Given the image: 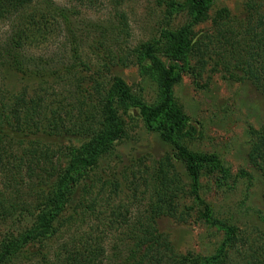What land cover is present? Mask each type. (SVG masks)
<instances>
[{
  "label": "rangeland",
  "instance_id": "374dc122",
  "mask_svg": "<svg viewBox=\"0 0 264 264\" xmlns=\"http://www.w3.org/2000/svg\"><path fill=\"white\" fill-rule=\"evenodd\" d=\"M174 1L184 0L32 4L27 16L46 7L48 20L42 35L17 51L26 72L1 66L0 57V97H6L0 244L8 233L33 227L34 209L50 191L41 180L54 173L50 160L62 157L63 169L95 136L115 77L147 105L157 104L158 83L143 75L139 50L159 41L163 30L188 24L185 12L169 18L166 6ZM212 1L207 20L193 29V48L180 63L174 88L175 103L194 133L179 143L221 162L222 169L200 164L198 191L213 219L235 230L216 264H264V75L252 77L250 65L256 64L245 59L249 45L264 46V0ZM12 26L0 25V53L10 45ZM157 56L169 64L164 47ZM119 118L123 138L76 186L56 231L28 246L16 264H67L69 252L83 244L99 249L98 264H122L142 235L143 241L154 235L157 254L175 260L210 259L224 248L228 233L204 217L179 152L146 128L138 110L119 109ZM15 208L25 211L18 225L12 224Z\"/></svg>",
  "mask_w": 264,
  "mask_h": 264
},
{
  "label": "trees",
  "instance_id": "16d2710c",
  "mask_svg": "<svg viewBox=\"0 0 264 264\" xmlns=\"http://www.w3.org/2000/svg\"><path fill=\"white\" fill-rule=\"evenodd\" d=\"M73 1L82 5L94 3V0ZM113 1L117 6L119 0ZM34 2L35 0H0V25L13 24L9 40L10 45L0 53L1 66H6L12 71L26 72L25 65L17 51L23 48L24 42L34 41L37 36H41L44 24L48 20L45 13L46 7L43 10L33 9V12L36 13L27 16L26 13ZM160 4L161 6L164 5L162 1ZM212 6V0H184L182 3L176 1L168 3L166 7L169 10V18H174L176 15L185 12L189 18L188 24L176 30L170 28L163 30L159 41L141 46L138 58L143 75L155 79L158 83L159 101L153 106L147 105L132 93L130 87L121 77L113 79L107 91L103 109L104 116L98 132H95V136L67 160L64 170L62 169V157H59L56 163L50 160L54 173L45 180L41 179L43 183L49 182L50 185L48 182L46 185V188H50L49 194L34 209L35 222L32 228L25 229L17 235L13 233L5 235L0 244V264H16L24 258L28 246L46 239L56 231L55 226L60 223V217L68 210L67 205L71 197L74 196L76 186L98 165L100 158L111 152L116 142L123 138L124 125L119 118V109L129 108L138 110L146 128L152 132H159L162 139L179 152L185 161L186 171L196 190L198 205L204 209V217L212 226L224 229L228 233V239L224 242V248L221 249L219 255L214 258L189 256L175 260L166 255L160 257L157 254L160 251V243L154 235L151 238L145 237L144 241L142 235L140 239L134 242L131 255L122 264H162L165 260L169 264H216L226 254V245L233 239L235 230L223 222L213 219L211 207L198 192L201 180L200 164L214 163L216 168L222 169L221 162L216 156H198L179 143L181 139H185L187 136H194V133L188 128V120L174 99L175 85L181 80L180 63L187 60L193 48V29L207 20ZM21 13L23 17L20 18ZM16 21H19L20 24H16ZM224 44L229 45L230 41L225 40ZM256 46L255 48L248 46L245 59L252 60L256 64L255 66L250 65V69L253 70L252 77L260 79V75H264V46ZM161 47H164L167 57L170 59L168 65H165L157 56ZM5 98L4 94L3 98L0 97V120L2 121L6 117L4 112ZM262 137L264 138V135ZM14 210L16 216L12 217V224H21L23 213H25L24 209L15 208ZM0 212L4 213L6 210ZM5 215L7 218H11L6 213ZM80 248L81 251L76 249L69 252L67 264H98L97 261L102 262L103 255L99 249H93L90 244L88 246L83 244Z\"/></svg>",
  "mask_w": 264,
  "mask_h": 264
}]
</instances>
